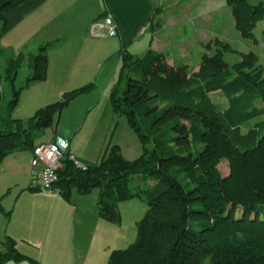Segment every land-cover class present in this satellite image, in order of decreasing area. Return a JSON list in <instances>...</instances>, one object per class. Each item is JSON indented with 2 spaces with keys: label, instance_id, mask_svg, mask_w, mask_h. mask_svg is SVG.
Masks as SVG:
<instances>
[{
  "label": "trees",
  "instance_id": "trees-1",
  "mask_svg": "<svg viewBox=\"0 0 264 264\" xmlns=\"http://www.w3.org/2000/svg\"><path fill=\"white\" fill-rule=\"evenodd\" d=\"M44 1L0 0V39ZM226 2L232 6L241 35L254 38L253 28L264 18V5L250 0ZM62 41L38 47L29 62L33 72L19 88L14 81L24 55L20 52L8 60L5 74L12 97L0 127V163L13 152H31L37 144L33 132L49 127L71 100L94 88L88 83L63 92L57 101L38 108L26 127L21 119L11 118L23 88L47 78L48 51ZM119 56L123 86L112 87L110 103L115 115L127 119L142 152L128 160L117 144H108L98 161L84 162L83 168L65 157L54 188L68 201L72 189L81 194L99 189L97 215L112 223L120 222L119 202L146 199L135 240L113 249L108 264H264V132L260 134L259 126L241 130L242 105L233 97L239 91L246 99L244 93L262 96V71L229 79L231 67L219 53H203L193 72L186 65L170 64L163 53L152 49L138 57L123 47ZM257 61L251 53L236 67ZM216 90L227 94L230 107L222 110L210 101L208 93ZM1 94L0 88V100ZM221 159L228 161L226 175L218 167ZM26 189L40 190L32 184ZM0 213L7 218L11 214L1 197ZM8 261L35 262L6 235L0 241V264Z\"/></svg>",
  "mask_w": 264,
  "mask_h": 264
},
{
  "label": "rangeland",
  "instance_id": "rangeland-1",
  "mask_svg": "<svg viewBox=\"0 0 264 264\" xmlns=\"http://www.w3.org/2000/svg\"><path fill=\"white\" fill-rule=\"evenodd\" d=\"M250 1L255 5H264V0ZM154 6H161L162 14L149 15L146 20L148 25L151 23L155 25L159 18L163 22V18H165L168 19V26L173 27L175 33L182 32L179 37L169 35V33L175 34L172 30H168L167 35H164V31L157 34L161 38L164 37V41L161 40L162 48L170 58L175 60L176 65L185 64L188 71L193 72L196 65H199L203 53H219L231 67L228 73L232 75L229 79L237 74L254 75L257 71H262L259 79L262 80L264 91V18L259 20L253 28L254 38H246L236 28L232 6L226 0H154ZM191 9H194V15H188L191 13ZM177 16L179 18L186 16V21L177 20ZM192 16L194 19L191 18ZM28 21L29 15L26 16L24 22L16 24L0 39V74L2 75L0 80L2 91L0 127L4 124L2 118L6 117L5 105L12 97L10 80L6 78L5 74L8 60L15 58L20 52L24 55V60L14 81V86L19 88L25 84L27 76L33 72L29 65L31 56L38 53V47L41 44L49 41L48 34L42 32L43 28H39L41 26L37 27L35 24L33 27V24ZM89 24L85 30L86 34L92 37L88 32ZM1 25L2 21H0V27ZM180 27L184 30H180ZM107 37L117 38V36ZM142 38V45L133 43L130 47L126 44L125 48L129 51L130 47L133 54L141 57L146 52L148 33L146 32ZM251 53L258 57V61L250 66L237 68L238 62ZM116 59L118 56L114 53L103 67L95 66L92 74L83 83V85L93 83L94 88L71 100L68 108L62 110L60 117L55 116L49 127L35 130L32 135L34 143L48 142L56 138L60 127L70 124L72 115L78 110L77 112L80 113L78 121H80L76 128L80 131L74 137L73 144L79 143L80 149L89 148L88 153L97 152L95 159H92L91 162L86 161L87 163L97 161L105 152L108 144H117L122 156L128 160H133L141 154V141L129 126L127 119L112 112L110 91L114 86L121 90L122 78H124L120 75V62L117 66L115 64ZM125 74L126 69L122 76ZM41 85L47 86L41 83L35 84L31 93L35 95L38 91H42ZM244 94L249 98L246 99L241 91L235 92L233 95V97H238L239 104L242 105L239 107L241 130L245 132L249 127L259 126L261 127L260 134H262L264 132V94L262 96ZM24 96L20 106L22 113H19L16 108L11 113V118H15L16 114H22L21 120L25 125L29 116L32 115L28 116V113L23 111ZM208 96L210 101L218 104L222 110L232 105L229 97L222 90L209 92ZM54 98L48 100L55 102L60 97ZM72 110L74 111L72 112ZM87 118L89 119L87 120ZM92 119L93 123L88 125L89 120ZM82 128L83 131L80 134ZM100 131H103L102 136ZM106 131L107 134H105ZM92 133H95V136ZM66 141L68 142V140ZM151 144L152 141L149 140L147 145L150 147ZM27 150L25 149L24 152L27 153ZM218 167L224 175L228 174L229 167L226 159H221ZM31 181L34 186L39 183L38 179ZM15 191L17 190L12 189L11 195L8 197L9 203L7 200L2 202L8 206L6 210H11V214L8 218L4 214H0V237H4L7 230L18 234V238H14L17 249L19 248V251L30 256L35 262L8 261L4 264H108V256L113 248H125L135 240L136 222L143 217L147 209L146 199L143 196L124 200L118 203L121 216L119 223L99 218V220L96 219L98 223L96 224L95 216L91 210L96 209L98 189H93L86 194L72 189L69 201L58 192V189L38 190L36 193L20 195L14 203ZM76 204H82L86 211L78 210V215ZM262 216H264V212ZM46 230L49 231V235L45 233ZM55 241L59 242V249L54 248Z\"/></svg>",
  "mask_w": 264,
  "mask_h": 264
},
{
  "label": "crops",
  "instance_id": "crops-1",
  "mask_svg": "<svg viewBox=\"0 0 264 264\" xmlns=\"http://www.w3.org/2000/svg\"><path fill=\"white\" fill-rule=\"evenodd\" d=\"M183 9L185 10V8ZM161 10V6H154V0H102V3L101 0H45L37 8L29 12V14L25 15L20 23L24 22L26 16L29 15L28 22H31L33 27L35 24L37 27L41 26L39 28H43L41 29L43 30L42 32L48 34L47 39H49V41L56 39H63V41L58 47L48 51L47 78L43 81H37L26 86L25 89L20 92L19 101L14 109L18 108V112L22 113L20 111V106L22 104V98L25 95V105L23 107V111L28 113V116L33 115L38 108L52 103L51 100L48 99H53L54 97L59 98L63 92L82 86L83 83L87 81L86 79H88L90 74L94 71L95 66L103 67L106 62H109V58H111L114 53L118 56V59L115 60L116 66L119 62L121 65L119 51L125 47L126 44L130 45V47L133 43H139L142 45V37L146 34V32L148 33L149 38L146 42L147 48L145 51L147 52L149 49H152L157 52H161L165 55L166 60L170 64H175V60L170 58L169 54L162 48L163 45L161 40H163L164 37L161 38L157 35L158 32L163 31L164 35H167L168 30H172V32L175 33V31H173V27L171 28L168 26V19L162 17V22L161 18H159L155 25H153V23L148 25L146 23L149 15H158V13L162 14ZM103 12H110L113 15V19L117 24L116 39L111 37L92 38L86 34L85 29L87 25L92 20L98 18ZM194 13V9H191V13L188 15H194ZM183 14L186 13L183 12ZM176 18L177 20L180 19L179 21H186V16L184 18H179L177 16ZM191 18L194 19V16ZM180 30H184V28L181 29L180 27ZM169 35L179 37L182 35V32L178 31V33L176 32L175 34L169 33ZM130 47L128 48L129 52L133 54ZM133 55L138 56L137 54ZM196 68H198V65H196ZM196 68L194 71L197 70ZM38 83L45 84L47 86L43 87L41 85L43 90L38 91L34 95L31 91L35 88L33 86ZM69 104L65 108H68ZM73 111L74 110H72V112ZM77 111L72 115L70 124L60 127L57 131L56 138L68 140L69 150H71L76 157H79L81 161L84 160L82 162L87 163L86 161L91 162L92 159H95L97 152L94 151L92 153H88L89 148L80 149L79 143L73 144L74 137L79 134L80 131L76 128L79 126L80 121H78L80 113ZM21 115L22 114H16L15 118L21 119ZM60 115L58 117H60ZM30 117L31 116H29V118ZM88 119L89 118H87V120ZM93 119L91 121L89 120V123L87 122L88 125L93 123ZM82 131L83 128L80 134H82ZM103 131H100L101 136ZM107 133L108 132L106 131L105 134ZM92 135L95 136V133H92ZM24 151L25 150L11 153L0 163L1 202L5 200L8 201V197L11 195L10 193L12 192V189L17 190L15 191L16 196L14 197V203L16 198L20 195L31 194V192L36 193V191H38H30L26 189L27 186L32 184L31 180L37 179V170H39V168H34L29 163L31 156L30 149L27 150V153ZM2 205L6 210L8 206H6L5 203H2ZM75 207L78 215L80 210L84 212L86 211L82 204H76ZM91 212L95 216V223L98 224L96 219L99 220L100 217L97 215L96 209L94 211L91 210ZM45 233L49 235V231L46 230ZM6 235L11 236L12 238H18V234L9 230H7V234H5L4 237ZM4 237H0V241L4 239ZM53 246L55 249H59V242L55 241Z\"/></svg>",
  "mask_w": 264,
  "mask_h": 264
},
{
  "label": "built area",
  "instance_id": "built-area-1",
  "mask_svg": "<svg viewBox=\"0 0 264 264\" xmlns=\"http://www.w3.org/2000/svg\"><path fill=\"white\" fill-rule=\"evenodd\" d=\"M88 32L92 37L116 36L117 24L110 12L91 21ZM68 158L76 167L83 168L85 163L78 159L71 150L69 142L55 138L48 142L37 143L31 148L29 163L39 168L37 187L43 191L54 190L58 181V169L63 165V159Z\"/></svg>",
  "mask_w": 264,
  "mask_h": 264
}]
</instances>
